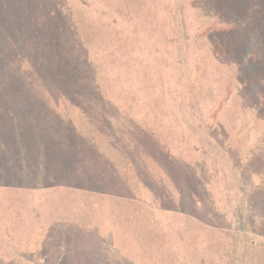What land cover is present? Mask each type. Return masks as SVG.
Instances as JSON below:
<instances>
[{
    "label": "rangeland",
    "instance_id": "obj_1",
    "mask_svg": "<svg viewBox=\"0 0 264 264\" xmlns=\"http://www.w3.org/2000/svg\"><path fill=\"white\" fill-rule=\"evenodd\" d=\"M0 113L73 142L0 156V264H264V0H0Z\"/></svg>",
    "mask_w": 264,
    "mask_h": 264
},
{
    "label": "crops",
    "instance_id": "obj_2",
    "mask_svg": "<svg viewBox=\"0 0 264 264\" xmlns=\"http://www.w3.org/2000/svg\"><path fill=\"white\" fill-rule=\"evenodd\" d=\"M43 117L44 120L41 121L39 117H37L36 115H31L30 113H19L13 115L0 113V156L4 158V162L17 158L19 156V152L17 151H22V149L25 150L31 140H33V144L35 145L34 153L36 154L44 150L46 151L48 149H53L52 146L55 144V142L65 143L68 145L73 144L72 139L69 138H59L57 140L52 139V135H56L58 132L65 131V127L57 123L58 121L64 122L63 119L57 120L54 116L50 115H43ZM35 132H38L39 134H41L42 132H47L49 133V135H47L49 138H37ZM3 136H6V138H3ZM42 141L48 142L46 143V145H42ZM80 148L82 149V147ZM126 158L129 159V155L126 156ZM57 160L58 156L53 155L51 157L49 170L56 167ZM19 178L20 180L17 181L14 178L10 177H0L1 201H3V195L13 194L19 196L20 200L22 201V205H24V203H27V206L23 208L22 213L11 211L10 207L8 209H1L0 225H2L3 222H5L6 224L9 219L14 222H18L20 224V227H23L21 232H23V235H25L24 240L30 245V248L35 249L41 245L43 238L40 235L36 238V235L32 233V229L35 227H32V224H29V227L22 225L21 218L24 215H28L34 220V223L36 224L38 223L37 220H39V224L41 225V214L44 215L45 210L42 209V206H40V203L38 202L40 200L42 192L46 193L47 191H50L48 187L52 184L44 185L45 188L42 189V185L34 184L33 182H31L36 181L35 177L28 176ZM46 179L47 183H51L50 181H57L56 178L49 176L46 177ZM46 215L47 214H45V216ZM4 216L6 218H4ZM11 216H13L14 218ZM28 219L29 218H27L26 220ZM4 233H7V235L8 233L17 235V233H15L14 231L9 230H5ZM3 240V237L0 236V247H2L4 250L5 248L2 246Z\"/></svg>",
    "mask_w": 264,
    "mask_h": 264
},
{
    "label": "trees",
    "instance_id": "obj_3",
    "mask_svg": "<svg viewBox=\"0 0 264 264\" xmlns=\"http://www.w3.org/2000/svg\"><path fill=\"white\" fill-rule=\"evenodd\" d=\"M135 128H136V126H135ZM135 128H134V130H135ZM139 131H140V133L142 134V135H144L147 139H152V142H157L158 143V141H157V139H156V137H158V134H162L163 132L162 131H160L159 133H156V132H153L152 131V129H150V128H147L146 126L143 128V127H140V129H139ZM164 134V133H163ZM162 134V135H163ZM83 141V140H82ZM82 141H80V143H81V145H82ZM83 146V145H82ZM155 146H157V148H159V149H163L164 150V148H166L167 146H165V144H162V145H155ZM163 146V147H162ZM125 149V148H124ZM126 150V149H125ZM129 155V157H130V159L132 158V156H131V154H130V151H128V150H126L125 151V153H124V157H126V156H128ZM132 160V159H131ZM133 160H136V157H134V159ZM132 160V162H134ZM129 162H131V161H129ZM107 166V165H106ZM108 167V166H107ZM109 168V167H108ZM140 181H141V179H140Z\"/></svg>",
    "mask_w": 264,
    "mask_h": 264
}]
</instances>
